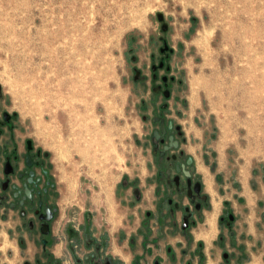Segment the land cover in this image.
Returning a JSON list of instances; mask_svg holds the SVG:
<instances>
[{"label": "rangeland", "instance_id": "obj_1", "mask_svg": "<svg viewBox=\"0 0 264 264\" xmlns=\"http://www.w3.org/2000/svg\"><path fill=\"white\" fill-rule=\"evenodd\" d=\"M134 6L142 27H122L101 0H0V122L41 144L51 172L72 170L82 194L69 205L75 224L88 212L101 226L117 222L116 189L150 152V65L159 60L174 77L167 115L180 113L184 147L211 179L231 181L237 164L244 174L264 168V0ZM0 248L7 264L1 238Z\"/></svg>", "mask_w": 264, "mask_h": 264}, {"label": "crops", "instance_id": "obj_2", "mask_svg": "<svg viewBox=\"0 0 264 264\" xmlns=\"http://www.w3.org/2000/svg\"><path fill=\"white\" fill-rule=\"evenodd\" d=\"M14 135L21 149L18 138L22 140L24 135ZM36 146L42 148L41 144ZM187 153L194 159L195 175L201 180L208 206L201 211L192 210L189 227L184 230L181 228L183 208L189 205V200L172 191L168 195L171 203L162 200L163 192L158 191L154 181L155 169L149 167L150 152L144 165H134L131 172L127 171L128 185L121 184L116 189L115 225L101 226L94 216L92 226L89 221L86 225L73 223L69 205L79 203L77 180L72 170L58 167L59 172L56 168L50 171L56 184L54 201L58 206V215L51 226L49 250L53 258L58 264H77L79 258L71 241L77 242L87 255L94 244L90 246L84 237L90 236L93 243H102L111 264H201L199 252L203 254L202 264H222L225 250L229 254L224 264H264V168L245 165L244 174L237 164L234 179L230 181L219 174L213 180L209 167L199 163L191 151ZM135 180L141 190L140 200L133 194ZM158 204H161L159 209ZM173 205L175 214L171 217L169 209ZM147 210L151 216L143 224ZM227 215L233 216L228 224L221 219ZM0 238L6 245L7 264H16L20 258L28 259L39 251L38 234L25 229L16 213L4 207H0Z\"/></svg>", "mask_w": 264, "mask_h": 264}, {"label": "flooded vegetation", "instance_id": "obj_3", "mask_svg": "<svg viewBox=\"0 0 264 264\" xmlns=\"http://www.w3.org/2000/svg\"><path fill=\"white\" fill-rule=\"evenodd\" d=\"M166 50V49H165ZM159 48L160 53L165 52ZM161 69L165 72L161 73ZM169 66L163 60L150 65V80L152 81L151 91L153 99L151 101V123L152 127L148 138L145 140V146H150L152 162L149 167L155 169L154 181L158 185V191L163 192L162 200L171 203L168 196L170 191L175 193L181 199L187 198L189 205L183 208V219L181 228L189 227V216L191 211H201L202 207H207V195L202 189L201 180L195 175V162L193 157L187 153L184 147L187 144V137L184 134V128L177 121L180 113L175 111L170 116L167 115L170 106L169 101L173 97L174 77L169 73ZM135 79H144L140 70H134ZM6 120H10L7 116ZM4 125L0 122V207L6 210L14 211L21 220L22 226L30 232H35L39 236V251L34 255L33 261L24 259L22 264H58L50 253L51 226L58 215V206L55 203L56 184L50 174V164L48 162L49 153L43 148L36 146L33 139L24 138L19 149L18 142L14 134H3ZM5 137V138H4ZM30 141L29 143L27 141ZM30 158L27 160L26 155ZM27 161L31 166L26 165ZM10 164V172L5 173V164ZM33 171V175L29 172ZM189 180V184H188ZM133 194L137 200L141 199V190L138 187V181L135 180ZM128 179L123 180L122 184L127 186ZM199 187V192L194 189ZM31 190L30 195L25 196V190ZM190 190L191 196L188 195ZM204 196V197H203ZM199 204V207L196 205ZM51 210V219L43 220L42 216L47 214L45 208ZM158 209L161 204H158ZM175 207L169 209V214L174 217ZM178 207V206H177ZM151 216V211L145 212V221ZM232 215L222 217L226 224L232 219ZM90 212L84 215V222H91ZM44 223L48 224V233L43 234L41 227ZM43 240H45L43 242ZM84 241L93 245V250L84 255L80 245L71 241L73 251L79 259L77 264H111L110 260L104 254L101 242L93 243L90 236L84 237ZM21 248L22 247L21 245ZM203 254L199 252V260H202ZM223 257L227 261L228 254L223 252ZM76 262V259H75Z\"/></svg>", "mask_w": 264, "mask_h": 264}, {"label": "bare ground", "instance_id": "obj_4", "mask_svg": "<svg viewBox=\"0 0 264 264\" xmlns=\"http://www.w3.org/2000/svg\"><path fill=\"white\" fill-rule=\"evenodd\" d=\"M101 3L105 5L122 27H142L138 20V11L134 6L135 0H101ZM64 28L65 25L61 23L57 29V35H64ZM21 69L23 71V68ZM59 87H61V84H59ZM50 99H53V97Z\"/></svg>", "mask_w": 264, "mask_h": 264}, {"label": "water", "instance_id": "obj_5", "mask_svg": "<svg viewBox=\"0 0 264 264\" xmlns=\"http://www.w3.org/2000/svg\"><path fill=\"white\" fill-rule=\"evenodd\" d=\"M7 116H8V114H7L6 112H4V118H5V119H7ZM27 142L29 143L30 141L28 140ZM29 158H30V156H29V154H27V155H26V159L28 160ZM26 165H27L28 167H30V166H31V163H30L29 161H27ZM4 171H5V173L10 172V164H9L8 162L5 164V170H4ZM29 174H30V175H33V171H30ZM188 184H189V180H188ZM30 191H31V190H28V189L25 190V196H24V198L26 197V195H30ZM194 191H195L196 193H198V192H199V187L196 186V188L194 189ZM188 195L191 196V192H190V190L188 191ZM203 197H204V196H203ZM196 207H199V204H197ZM45 210L47 211V214H46L45 216L40 217V218H42V219L45 220V221H48V220L51 219V210H50L48 207H46ZM41 232H42L43 234L48 233V224H47V223H44V224L42 225V227H41ZM44 241H45V240H43V242H44Z\"/></svg>", "mask_w": 264, "mask_h": 264}]
</instances>
